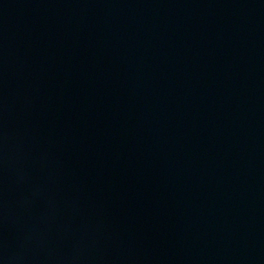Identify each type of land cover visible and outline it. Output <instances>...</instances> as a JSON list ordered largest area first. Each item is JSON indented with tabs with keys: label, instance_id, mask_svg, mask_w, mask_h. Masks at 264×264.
Segmentation results:
<instances>
[{
	"label": "water",
	"instance_id": "95a60500",
	"mask_svg": "<svg viewBox=\"0 0 264 264\" xmlns=\"http://www.w3.org/2000/svg\"><path fill=\"white\" fill-rule=\"evenodd\" d=\"M0 264H264V0H0Z\"/></svg>",
	"mask_w": 264,
	"mask_h": 264
}]
</instances>
